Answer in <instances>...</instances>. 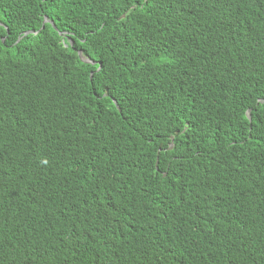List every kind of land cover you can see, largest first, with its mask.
<instances>
[{
    "label": "trees",
    "instance_id": "obj_1",
    "mask_svg": "<svg viewBox=\"0 0 264 264\" xmlns=\"http://www.w3.org/2000/svg\"><path fill=\"white\" fill-rule=\"evenodd\" d=\"M133 3L0 0V264H264V0Z\"/></svg>",
    "mask_w": 264,
    "mask_h": 264
},
{
    "label": "snow or ice",
    "instance_id": "obj_2",
    "mask_svg": "<svg viewBox=\"0 0 264 264\" xmlns=\"http://www.w3.org/2000/svg\"><path fill=\"white\" fill-rule=\"evenodd\" d=\"M45 3L48 2V0H44ZM55 2V0H53V3ZM149 0H144V3H148ZM170 3H172L174 6H176L177 8V14L179 16H183V13L180 11L181 9L184 8V0H169ZM143 4H141V0H135V3L130 5V11H135V9L137 7H142ZM127 18V17H125ZM42 28L44 27H50L52 31L57 32L58 29L55 27L56 24V18H52V19H48V20H43L42 22ZM0 29H3V34H0V51H3L5 49H8L9 47H18L19 43L23 42V38L18 37L16 41H13V44L10 46L8 44V38L11 35V32L9 31V28L6 24H4L3 20L0 19ZM26 38V37H25ZM3 57H0V59H2ZM83 63H86L87 60L84 59L82 60ZM93 73L92 75H95V70H99V71H103V67L101 65H93ZM106 96H110V93H105ZM259 103H264V98H262ZM255 111V109H253L252 112H245L244 114V121L248 124L249 126V135L247 137H245V139H250L252 138L251 135V129L255 126L254 122L256 119H258L257 116L253 115V112ZM262 123H264V121H261ZM188 124H185L183 126V130L181 131L180 129H177L175 134L166 137L167 139V145H159L157 144V150H158V154L160 155V160H153V167H155L157 170H159V165L160 162L163 161L164 156L167 155L168 156V161L169 163L166 166L165 171L166 172H170L172 171V166L173 163H180L179 161H174L173 160V155H179L178 153H176V144L178 143V141L176 140V136L180 135L184 137V140L186 141L188 139L187 137V132H188ZM150 143L156 144V140L153 139L152 141H150ZM174 174V173H173ZM167 177H165L166 179ZM104 205L99 203V200H97L96 203L90 204L88 205V208L86 209L87 211V215L91 216L93 214L92 209H96V216L98 217H104L105 218V222L104 223H97L94 228L93 231L96 233H102L104 231L105 228L109 227L110 224L113 223L112 220H108V213L107 212H101L99 211L100 208H103ZM113 213H115V209L112 210ZM101 239H103L102 236H100ZM97 264H99V261L97 262ZM146 264H158V261H154L152 259L151 256L147 257L146 260Z\"/></svg>",
    "mask_w": 264,
    "mask_h": 264
},
{
    "label": "water",
    "instance_id": "obj_3",
    "mask_svg": "<svg viewBox=\"0 0 264 264\" xmlns=\"http://www.w3.org/2000/svg\"><path fill=\"white\" fill-rule=\"evenodd\" d=\"M45 20V19H44ZM248 112V111H247Z\"/></svg>",
    "mask_w": 264,
    "mask_h": 264
}]
</instances>
